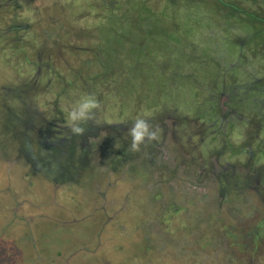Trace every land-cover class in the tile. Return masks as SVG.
Instances as JSON below:
<instances>
[{
	"label": "flooded vegetation",
	"instance_id": "obj_1",
	"mask_svg": "<svg viewBox=\"0 0 264 264\" xmlns=\"http://www.w3.org/2000/svg\"><path fill=\"white\" fill-rule=\"evenodd\" d=\"M108 1L0 0V214L99 218L120 264H264V0ZM144 62L165 107L142 113ZM81 90L101 108L76 136ZM137 118L161 131L133 153Z\"/></svg>",
	"mask_w": 264,
	"mask_h": 264
},
{
	"label": "rangeland",
	"instance_id": "obj_2",
	"mask_svg": "<svg viewBox=\"0 0 264 264\" xmlns=\"http://www.w3.org/2000/svg\"><path fill=\"white\" fill-rule=\"evenodd\" d=\"M203 6L201 3L195 6L197 9L195 10V19L204 18L200 11ZM171 7L173 6L171 5ZM56 13L57 10L53 5L38 12L39 17L45 18L49 24H55L51 20L57 18ZM228 16L231 17L230 14ZM158 27L161 30L159 25ZM199 28L193 29L194 32H199L201 30ZM127 30L128 32H133L128 26ZM162 31L165 32L166 29ZM133 33H137V31ZM126 35L129 36L130 34L126 33ZM165 43L166 41L164 42V40H161L158 44L156 43V45L160 46L154 49L155 56L160 54V51L161 54H167L166 48L169 46H165ZM208 48V45L204 46L203 51H208ZM178 51L180 50H176V52ZM144 64H142L144 69L141 74L143 76L141 80L142 85L138 89V92H141L139 103H141V106L143 105L141 108L142 113L147 112L149 106L154 102H158V98H161L159 89L147 77L148 75L150 77L152 75L153 78H156L157 73L155 75L153 71L150 72L148 70L149 63L144 62ZM175 80L172 79L171 82ZM81 91L83 92V90ZM179 91L181 96L183 93L181 90ZM83 93L84 96L88 95L85 91ZM176 97L174 95L175 99ZM158 103L157 109L165 107L163 102L160 103L159 101ZM135 104L128 102L127 109H136ZM168 107L170 108L169 105ZM15 184L17 185V181ZM47 214L49 216L46 215L44 217L37 214L36 224H29L26 227L6 222L9 218L0 214V264H120L122 259H124V253L126 255H134L133 249L131 250L129 247L124 252L118 251L116 249L118 247L116 240L111 243L107 241L106 236L109 229L101 235L100 226L102 220H99V224L96 222L99 218L95 219L94 217L75 223V219L70 217V214L67 212H63V214L58 213L57 217L55 215L53 217L54 213ZM94 251L95 256H90L89 252Z\"/></svg>",
	"mask_w": 264,
	"mask_h": 264
},
{
	"label": "clouds",
	"instance_id": "obj_3",
	"mask_svg": "<svg viewBox=\"0 0 264 264\" xmlns=\"http://www.w3.org/2000/svg\"><path fill=\"white\" fill-rule=\"evenodd\" d=\"M101 108V103L94 94L83 97L68 110L67 127L72 135L83 136L87 131L85 125L89 122L95 124L96 113ZM160 128L153 126L144 118H137L128 130L131 137L130 151L140 152L141 146L147 147L160 138Z\"/></svg>",
	"mask_w": 264,
	"mask_h": 264
},
{
	"label": "trees",
	"instance_id": "obj_4",
	"mask_svg": "<svg viewBox=\"0 0 264 264\" xmlns=\"http://www.w3.org/2000/svg\"><path fill=\"white\" fill-rule=\"evenodd\" d=\"M118 0H109L108 2L109 3H106V4H109V9L108 10H100L99 12V14H100V16H98L99 18H101V19H106V18H108L109 20L110 19H124V18H126V19H135V18H140V16H139V11H138V9H136V8H133L132 10H129V9H127V10H119L117 7V4H115L116 2H117ZM162 2L163 1H165V0H161ZM145 9V8H144ZM17 10V9H16ZM37 13H38V11H37ZM69 13V12H68ZM90 15H91V13H89ZM106 14H108V15H106ZM15 17H16V15H14ZM142 18H145V16H144V14H143V16H142ZM214 43H208V44H206V45H208L209 46V48H210V45H213ZM264 45L263 43H260V42H256V46L258 47L259 45ZM209 48H208V50H209ZM263 48V47H262ZM147 52H150V49H148V51ZM145 57V60L147 61H149L150 60V58L151 57H149V56H144ZM146 57H148V58H146ZM148 77V76H147ZM176 77V76H175Z\"/></svg>",
	"mask_w": 264,
	"mask_h": 264
}]
</instances>
